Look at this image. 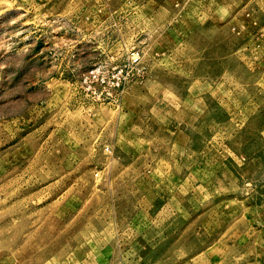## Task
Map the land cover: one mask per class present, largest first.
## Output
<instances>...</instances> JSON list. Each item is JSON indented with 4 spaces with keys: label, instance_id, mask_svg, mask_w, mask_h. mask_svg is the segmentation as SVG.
Here are the masks:
<instances>
[{
    "label": "rangeland",
    "instance_id": "obj_1",
    "mask_svg": "<svg viewBox=\"0 0 264 264\" xmlns=\"http://www.w3.org/2000/svg\"><path fill=\"white\" fill-rule=\"evenodd\" d=\"M0 264H264V0H0Z\"/></svg>",
    "mask_w": 264,
    "mask_h": 264
},
{
    "label": "built area",
    "instance_id": "obj_2",
    "mask_svg": "<svg viewBox=\"0 0 264 264\" xmlns=\"http://www.w3.org/2000/svg\"><path fill=\"white\" fill-rule=\"evenodd\" d=\"M119 74L122 75V76L124 75L123 74V69H120L119 70V72H118V78H117V80L111 86L114 91L115 90H118L122 86V83H123V81L121 79V76H119ZM112 92L113 91L109 92V94H112Z\"/></svg>",
    "mask_w": 264,
    "mask_h": 264
}]
</instances>
